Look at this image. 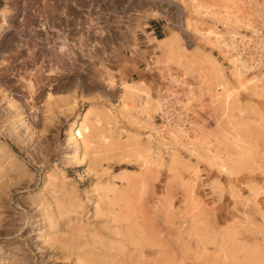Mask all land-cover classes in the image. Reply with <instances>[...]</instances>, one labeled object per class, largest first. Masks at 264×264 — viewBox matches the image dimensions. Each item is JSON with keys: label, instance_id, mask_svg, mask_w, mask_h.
Returning <instances> with one entry per match:
<instances>
[{"label": "rangeland", "instance_id": "obj_1", "mask_svg": "<svg viewBox=\"0 0 264 264\" xmlns=\"http://www.w3.org/2000/svg\"><path fill=\"white\" fill-rule=\"evenodd\" d=\"M132 213L264 264V0H0V264H138Z\"/></svg>", "mask_w": 264, "mask_h": 264}, {"label": "bare ground", "instance_id": "obj_2", "mask_svg": "<svg viewBox=\"0 0 264 264\" xmlns=\"http://www.w3.org/2000/svg\"><path fill=\"white\" fill-rule=\"evenodd\" d=\"M116 199V198H115ZM118 199V198H117ZM128 199V198H127ZM116 201H118V200H116ZM116 201H114L115 203H116ZM111 202H112V198H111ZM132 203H134V202H132ZM124 206H125V204H124ZM138 206V205H137ZM134 208V207H133ZM131 209L132 208H130V210L129 211H131ZM135 209V208H134ZM128 210V209H127ZM142 210V209H141ZM135 211V210H134ZM133 211V212H134ZM138 211H139V208H138ZM108 213H109V211H107ZM106 212V213H107ZM112 212V211H111ZM122 212H123V210H122ZM143 212V211H142ZM146 212V211H145ZM135 213H137V212H135ZM147 213V215H148V212H146ZM146 213L144 214L145 216H147L146 215ZM144 216V217H145ZM126 217H128L129 218V222L128 223H126V224H124V223H121V222H119L116 226V228L118 229V233H120L119 231H124V230H129V231H131V233H132V235L133 236H137V235H139V237H141L139 240L137 239V240H130V238L132 237V236H130V238H125V239H122L121 240V242H123V245H124V247L127 249V252H126V255L127 256H129V258H130V260L132 259V261L133 260H136V261H138V264H180V262H181V260H180V254L181 253H179L178 252V250L177 249H175L174 247H176V245L177 244H175L174 245V243H173V245H174V247H173V245H172V247L173 248H169V244H168V240H166L165 238H163V237H160L159 239H157V240H155L153 237H154V235L152 236L151 234H153L152 232H151V234H149L148 232V229H147V224L148 223H146L145 224V222H149V221H146L147 220V218L145 217V218H143V216H141V214H133L132 213V215L131 214H129V215H127ZM148 217V220H149V216H147ZM124 218V217H123ZM128 218L126 219L127 221H128ZM141 218V219H140ZM167 218H168V216H167ZM114 219V221H119L117 218H113ZM122 219V218H121ZM144 219H145V221H144ZM165 220H166V218H164ZM173 219H175V217L173 218ZM177 219V218H176ZM110 220V219H109ZM167 222H168V220H166ZM165 221V222H166ZM172 221V220H171ZM140 223H142L141 225H144L145 227H143L142 228V226H140ZM149 223H151V220H150V222ZM154 223V222H153ZM157 223V222H156ZM158 224V223H157ZM172 224V223H171ZM137 225V226H136ZM150 225V224H149ZM160 225V224H159ZM182 225V224H181ZM111 226V225H110ZM176 226H177V224H176ZM151 227V226H150ZM168 227V226H167ZM111 228V227H110ZM163 228V227H162ZM173 228H174V226H173ZM173 228L171 229L172 231H174L173 230ZM176 228V227H175ZM179 228V227H178ZM181 228V227H180ZM149 229H151V228H149ZM152 229H154V228H152ZM156 230V229H155ZM114 231V230H113ZM171 231V232H172ZM117 232H115L114 231V233L112 234V235H114L115 233H117ZM136 232V233H135ZM162 232H163V230H162ZM179 232H181V231H179ZM157 236L158 235H160V232H158V230H157ZM155 233V234H156ZM174 233V232H173ZM176 233V232H175ZM109 234V233H108ZM162 234V233H161ZM116 235V234H115ZM150 235V236H149ZM175 235V234H174ZM161 236V235H160ZM165 236V235H164ZM169 236H172L171 234L169 235ZM114 237V236H113ZM113 237H112V239H113ZM152 237V238H151ZM175 238V237H174ZM115 239V238H114ZM120 238H118V240H119ZM98 240V242L99 243H101L102 244V241L98 238L97 239ZM173 240V239H172ZM171 240V241H172ZM114 241H116V240H114ZM177 241V240H176ZM115 243V242H114ZM118 243H119V241H118ZM179 243V242H178ZM183 243V242H182ZM206 243V242H205ZM100 244V246H102ZM181 244V243H180ZM97 245V244H96ZM105 245V244H104ZM107 245V244H106ZM119 245V244H118ZM108 246V245H107ZM106 246V247H107ZM94 248V247H93ZM98 248V247H97ZM100 248V247H99ZM117 248V247H116ZM178 248V247H177ZM95 249V248H94ZM112 250V249H111ZM110 250V251H111ZM102 251V250H101ZM109 251V252H110ZM137 251H140L141 252V255L138 257V259H136L135 258V254H136V252ZM145 251H148V253L149 254H144V252ZM106 252H108V251H106ZM114 253V252H113ZM117 253H118V250H117ZM139 253V252H138ZM112 255V251H111V253H109L108 255ZM147 255H149V256H147ZM102 256V255H101ZM182 256V255H181ZM100 257V256H99ZM111 257H113V255L111 256ZM209 257V256H208ZM207 257V258H208ZM101 258V257H100ZM110 258V257H109ZM93 259V258H92ZM123 258H121V259H119V260H122ZM198 259H199V257H198ZM90 260V259H89ZM98 260V259H97ZM108 260H110V259H108ZM113 260V259H112ZM200 260V259H199ZM203 260V259H202ZM100 261V260H99ZM102 261V260H101ZM126 261V260H125ZM97 262V261H96ZM106 262V261H105ZM184 262V261H183ZM193 262V261H192ZM201 262V261H200ZM205 262H206V260H205ZM210 263H213V262H211V261H209ZM209 262H208V264H209ZM88 263H89V261H88ZM107 263V262H106ZM111 263V262H110ZM123 263V262H122ZM131 263H134V262H131ZM126 264V263H125ZM195 264V263H194ZM197 264V263H196ZM207 264V263H206ZM234 264V263H233Z\"/></svg>", "mask_w": 264, "mask_h": 264}]
</instances>
